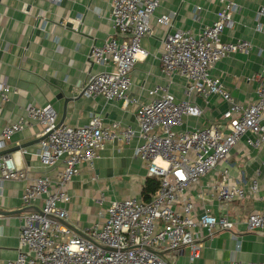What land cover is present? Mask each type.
Returning <instances> with one entry per match:
<instances>
[{
	"label": "built area",
	"instance_id": "2783aa9c",
	"mask_svg": "<svg viewBox=\"0 0 264 264\" xmlns=\"http://www.w3.org/2000/svg\"><path fill=\"white\" fill-rule=\"evenodd\" d=\"M160 1L112 0L109 20L113 35L101 45L93 46L88 56V66L105 69L88 72L80 90L81 95L89 98L99 96L106 102L120 101L123 106L138 105L136 133L131 128L121 129L116 122L105 125L95 115L82 126L59 124L51 105L34 104L26 106L24 117L2 127L0 150L14 134L37 124L41 128L38 154L41 165L46 168L59 165L54 176L43 174L31 179L21 194V205L27 211L20 217L16 257L6 264H172L173 256L159 254L164 250L172 254L186 247L190 259L198 257L199 235L194 230L207 237L216 228L232 234L235 224L226 217H215L207 211L195 215L194 204L185 193L226 162L231 149L247 133L252 136L246 140L249 146L258 149L264 145V79L256 89V100L243 105L235 102L222 83L209 75L210 69L222 59L237 52L249 54L252 50L244 40L222 43L221 34L231 27L237 5L231 0H221L223 8L215 22L198 33L167 32L158 60L168 81L175 75L186 79L187 97L197 95L206 100L219 96L228 103V110L221 116L225 130L212 124L176 131L185 119L199 118L202 112L188 99L177 101L161 87L148 91L154 98L147 104L129 99L130 73L139 60L148 56L141 40L151 34L152 22L166 29L172 27L174 13L155 16ZM199 11L200 7H196L194 16ZM257 17H264L263 7ZM255 30L264 32L260 24ZM15 93L14 88L0 82V102H7ZM134 137L140 140L135 156L145 165L148 177L159 181L155 195L149 202L135 197L112 201L103 222L92 225L84 235L73 233L62 222L68 220L67 190L79 166H91L107 142L120 138L128 143ZM220 178L212 186L216 200L227 205L244 198L243 189L227 183L226 171ZM25 179V172L12 159L0 155V183ZM248 191L256 193V181L248 184ZM102 201L103 196L96 202ZM244 224L248 232L264 229V211L248 214Z\"/></svg>",
	"mask_w": 264,
	"mask_h": 264
},
{
	"label": "crops",
	"instance_id": "0c3cea01",
	"mask_svg": "<svg viewBox=\"0 0 264 264\" xmlns=\"http://www.w3.org/2000/svg\"><path fill=\"white\" fill-rule=\"evenodd\" d=\"M231 1L237 5V10L232 14L231 27L221 34V41H248L252 50L249 54L237 52L222 59L210 69L209 75L222 83L235 102L246 105L256 100V89L264 79V32L255 30L257 24L264 28V17H257L259 8H264V0ZM111 3L112 0H0V82L16 90L7 102H0V131L4 125L24 117L26 106L34 104L51 105L57 122L70 127L85 125L95 115L105 125L116 122L121 129L131 128L137 132L138 105L123 106L120 101L106 102L99 96L89 98L80 94L88 72L105 69L88 66V56L93 46L101 45L113 35L109 20ZM223 4L221 0H161L155 16L174 13L172 27L166 29L152 22L151 34L141 40V47L148 56L134 65L127 96L139 104H147L154 98L148 91L161 87L175 100L188 99L199 107L201 116L185 119L176 131L212 124L225 130L221 116L228 110V103L219 96H209L206 100L197 95L187 97L186 79L175 75L168 81L158 60L167 32L189 30L196 34L215 22ZM196 7H200V11L194 16ZM40 132L37 124L26 126L0 150V154L12 159L26 174L25 180L0 183V264L15 259L17 254L20 217L27 211L20 200L24 189L37 176H54L59 167L41 165ZM251 137L249 133L242 137L231 149L226 162L220 163L185 193L194 204L195 215L207 211L215 217H226L235 224L234 235L216 228L212 236L207 237L196 229L200 246L198 257L190 259L186 247L172 254L162 251L164 257H174L172 264H264V229L248 232L244 224L248 214L264 211V145L258 149L249 146L246 140ZM139 144L137 137L128 143L115 139L104 145L91 166H79L68 186L70 203L66 206L68 220L62 222L64 225L84 235L92 225L103 222L110 202L128 197L144 202L142 190L150 177L145 165L135 156ZM14 148L16 150L12 151ZM7 151L10 152L3 154ZM223 171L229 185L243 189V199L223 205L214 198L212 186L220 181ZM252 181L257 183L255 194L248 191ZM101 196L102 204H98L96 201Z\"/></svg>",
	"mask_w": 264,
	"mask_h": 264
},
{
	"label": "trees",
	"instance_id": "16d2710c",
	"mask_svg": "<svg viewBox=\"0 0 264 264\" xmlns=\"http://www.w3.org/2000/svg\"><path fill=\"white\" fill-rule=\"evenodd\" d=\"M159 187V181L154 178H148L144 184L143 190H142V198L144 202H148L150 199V196L154 194Z\"/></svg>",
	"mask_w": 264,
	"mask_h": 264
},
{
	"label": "water",
	"instance_id": "95a60500",
	"mask_svg": "<svg viewBox=\"0 0 264 264\" xmlns=\"http://www.w3.org/2000/svg\"><path fill=\"white\" fill-rule=\"evenodd\" d=\"M59 124H62V123H59ZM16 150V148H14V150H12V151H15ZM10 151H7V152H3V154H5V153H9ZM0 155H2V154H0ZM67 226V225H66ZM73 233H75V234H77V235H82L81 233H79L77 230H75L74 228H72L71 226H67ZM160 256H162V254H159Z\"/></svg>",
	"mask_w": 264,
	"mask_h": 264
}]
</instances>
